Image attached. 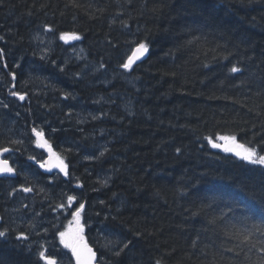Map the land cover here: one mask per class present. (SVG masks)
<instances>
[{"label":"trees","instance_id":"1","mask_svg":"<svg viewBox=\"0 0 264 264\" xmlns=\"http://www.w3.org/2000/svg\"><path fill=\"white\" fill-rule=\"evenodd\" d=\"M220 136L264 155V0H0V264H74L80 204L98 264H264V165Z\"/></svg>","mask_w":264,"mask_h":264},{"label":"snow or ice","instance_id":"2","mask_svg":"<svg viewBox=\"0 0 264 264\" xmlns=\"http://www.w3.org/2000/svg\"><path fill=\"white\" fill-rule=\"evenodd\" d=\"M69 35H71V37L74 39L79 38L75 33H72V34L64 33V34H61V39H67ZM147 50L148 49L145 44L143 43L139 44L136 49V53H138L139 55L134 54V57H130L128 62L124 63L122 67L124 69H130L134 61V58L138 59L139 56H142L145 52H147ZM231 71L237 72L239 71V69H237L236 67H233ZM14 75L15 74L13 73V76ZM12 95L17 96L20 100L25 99V96L20 93L13 92ZM32 131L38 137L37 143L39 144L40 140L43 138V133L40 131H37L35 128ZM219 139L225 141V144L220 145V144L214 143L213 147H223L224 151L233 152L235 153L236 156L240 157L241 159L251 164L264 165V155H259L256 149L254 148L247 147L244 144L237 143L236 138L234 136L232 137L220 136ZM46 144H47V141L44 140L41 146H44ZM49 150L51 151V149ZM0 151L8 152L9 150L7 148H4ZM56 159H57L56 166L59 167L61 171H64L65 175H67V172H66L67 165L64 164L63 160L59 156H57ZM41 166L46 167L47 165L42 164ZM12 172H14V169L11 166H9L8 161L0 160V173H12ZM24 191H30V189L26 188L24 189ZM75 199L76 197L69 196L68 197L69 204H71V202L74 201ZM63 206L64 205H61V207ZM83 208H84V205L80 204V207L73 214L75 218L76 227L74 229L70 227L69 230L65 232H60L59 236H60L61 243L64 245V247L69 248L73 256H75L76 264H93V261L95 259V253L84 242L83 236H82L83 226L79 222L80 212ZM4 235H5V232H0V236H4ZM250 236H251V233H249L248 235H243L242 237L243 241L245 242L249 241ZM21 237H23V233H21ZM261 251H264V248H262ZM38 255L41 259L45 261V264H56L55 258L46 255L45 251H40Z\"/></svg>","mask_w":264,"mask_h":264},{"label":"water","instance_id":"3","mask_svg":"<svg viewBox=\"0 0 264 264\" xmlns=\"http://www.w3.org/2000/svg\"><path fill=\"white\" fill-rule=\"evenodd\" d=\"M70 36H68V38H67V40H70ZM138 47V46H137ZM137 47L133 50V52L131 53V55L129 56V58L130 57H134V54L135 55H139L138 53H136V49H137ZM147 56H148V50H147V52H145L142 56H139V58L138 59H135L134 58V61H133V63H132V65H136L137 63H140V62H142L143 60H145L146 58H147ZM129 58H128V60H129ZM25 96V95H24ZM38 138V137H37ZM44 140H46V137H45V135L43 134V138L40 140V143L41 144H43V141ZM47 141V140H46ZM45 150H46V152H47V155H48V157H47V159H46V167H42L41 165H42V163L40 164V166H41V168H43V169H45V170H57V171H59L60 173H62L64 176H66L65 175V172L64 171H61L60 170V168L59 167H57L56 165H57V159H56V157L58 156L57 155V153H56V151H55V149L51 146V145H48V143L46 144V145H44V146H42ZM49 149H51V151L49 150ZM2 150V149H1ZM9 151H11L10 149H8ZM9 151L8 152H3V151H0V160H6V159H4L3 158V156L4 155H6L7 153H9ZM8 161V163H9V166H11L12 168H13V166H12V164L10 163V161L9 160H7ZM64 162V161H63ZM64 164H65V162H64ZM66 165V164H65ZM14 169V168H13ZM66 172H67V168H66ZM16 170L14 169V172H12V173H0V177L1 176H9V177H15L16 176ZM1 221H2V216H1V214H0V223H1ZM84 240V242L88 245V247H90L91 249H92V251L95 253V259H94V261H93V264H97V261H98V252L94 249V247H92L89 243H88V241L86 240V239H83Z\"/></svg>","mask_w":264,"mask_h":264},{"label":"rangeland","instance_id":"4","mask_svg":"<svg viewBox=\"0 0 264 264\" xmlns=\"http://www.w3.org/2000/svg\"><path fill=\"white\" fill-rule=\"evenodd\" d=\"M35 147H38V148H39V146H38L37 144H35ZM79 222H80V224L83 226V224H82V222H81L80 219H79ZM70 227L73 228V229L76 227L75 220L69 222V223L66 225L65 229L62 230L61 232H65V231L69 230ZM82 236L84 237V226H83ZM59 241H60V243H61L60 236H59ZM61 245H63V244L61 243ZM61 245L59 244V246H60V250L63 251V252H65V251L63 250V248L61 247ZM45 246H46V245H45ZM63 246H64V245H63ZM44 248H45V247H44ZM40 251H43V249L41 248ZM53 251H54V253H56V252L58 253V251H56L55 249H54ZM65 253H66V252H65ZM50 257H51V256H50ZM52 257L55 258V259L60 260L56 255H55V256H52Z\"/></svg>","mask_w":264,"mask_h":264},{"label":"flooded vegetation","instance_id":"5","mask_svg":"<svg viewBox=\"0 0 264 264\" xmlns=\"http://www.w3.org/2000/svg\"><path fill=\"white\" fill-rule=\"evenodd\" d=\"M12 95V94H11ZM13 97H16V98H18L17 96H14V95H12ZM16 154V153H15ZM15 154H13V155H15ZM13 156H10L9 157V159L10 160H12L16 165H17V163H16V159L15 158H12ZM46 157V156H45ZM45 157L43 158V160H37V159H34V160H32V162H33V164L34 165H36V167H38L39 169H40V167L38 166V162H40V161H44L45 160ZM23 168V167H22ZM41 170V169H40ZM41 171H43V170H41ZM21 172V169H19V173ZM45 172V171H44ZM45 173H47V174H51L52 172H45ZM1 178V177H0ZM4 178H6V177H4ZM26 191H24V193H25ZM26 193H30V191H28V192H26Z\"/></svg>","mask_w":264,"mask_h":264},{"label":"bare ground","instance_id":"6","mask_svg":"<svg viewBox=\"0 0 264 264\" xmlns=\"http://www.w3.org/2000/svg\"><path fill=\"white\" fill-rule=\"evenodd\" d=\"M136 47H137V46H136ZM136 47H135V48H136ZM135 48H134V49H135ZM134 49H133V50H134ZM132 52H133V51H132ZM130 55H131V54H130ZM34 135H35V133H34ZM35 138H37L36 135H35ZM39 148H40V147H39ZM7 149H10V150H11V151H9V157H10V156H13V154H15L13 148H7ZM13 157H14V156H13ZM13 157H12V158H13ZM27 159H28L29 161H31V160L34 159V158L28 157ZM11 161H12V160H11ZM47 241H48V240H47Z\"/></svg>","mask_w":264,"mask_h":264}]
</instances>
